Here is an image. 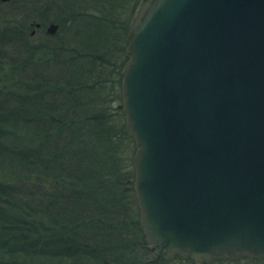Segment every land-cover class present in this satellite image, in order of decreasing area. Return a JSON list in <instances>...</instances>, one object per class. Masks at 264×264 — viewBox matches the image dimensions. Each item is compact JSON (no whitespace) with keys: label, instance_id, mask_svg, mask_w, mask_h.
Segmentation results:
<instances>
[{"label":"trees","instance_id":"16d2710c","mask_svg":"<svg viewBox=\"0 0 264 264\" xmlns=\"http://www.w3.org/2000/svg\"><path fill=\"white\" fill-rule=\"evenodd\" d=\"M140 1L0 3V264H264L155 259L149 249L120 85ZM31 17L41 24L35 44Z\"/></svg>","mask_w":264,"mask_h":264},{"label":"water","instance_id":"95a60500","mask_svg":"<svg viewBox=\"0 0 264 264\" xmlns=\"http://www.w3.org/2000/svg\"><path fill=\"white\" fill-rule=\"evenodd\" d=\"M126 39L121 107L155 259L264 257V0H141Z\"/></svg>","mask_w":264,"mask_h":264},{"label":"flooded vegetation","instance_id":"af4514ba","mask_svg":"<svg viewBox=\"0 0 264 264\" xmlns=\"http://www.w3.org/2000/svg\"><path fill=\"white\" fill-rule=\"evenodd\" d=\"M8 1H6V2H4V1H0V3H2V4H5V3H7ZM33 14L32 13H26L25 15H24V17H26V18H29L30 16H32ZM36 22H38L39 23V25H37L36 24ZM50 22H52V21H50ZM50 22H48V24L50 23ZM29 25H30V29H29V36H30V38H34L38 33H39V27H40V22L35 18V17H31L30 18V21H29ZM44 28H45V31H46V25L44 26ZM47 32V31H46ZM57 32V31H56ZM55 32V33H56ZM48 33V32H47ZM55 33L54 34H50V33H48L49 35H55Z\"/></svg>","mask_w":264,"mask_h":264},{"label":"rangeland","instance_id":"374dc122","mask_svg":"<svg viewBox=\"0 0 264 264\" xmlns=\"http://www.w3.org/2000/svg\"><path fill=\"white\" fill-rule=\"evenodd\" d=\"M41 2H42V0H37V2H35V4H36V6H40L41 5ZM4 13H1L0 12V24H3V22L1 21V15H3ZM52 17V15L50 16V18ZM3 19V18H2ZM48 24V23H47ZM46 24V25H47ZM30 29V28H29ZM1 30H3L2 28H0V32H1ZM40 37V35H36L34 38H30L29 39V41L31 42V43H33V44H35L36 42H38V38ZM3 48H5L6 50H5V54H6V51H7V54H9L10 55V47H11V45H12V41H11V39L10 40H3ZM122 103V102H121ZM150 245V244H149Z\"/></svg>","mask_w":264,"mask_h":264}]
</instances>
